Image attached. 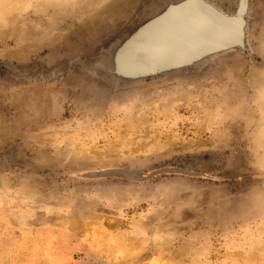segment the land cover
Instances as JSON below:
<instances>
[{"label": "rangeland", "instance_id": "1", "mask_svg": "<svg viewBox=\"0 0 264 264\" xmlns=\"http://www.w3.org/2000/svg\"><path fill=\"white\" fill-rule=\"evenodd\" d=\"M182 1L0 0V264H264V0H202L230 49L119 64Z\"/></svg>", "mask_w": 264, "mask_h": 264}, {"label": "bare ground", "instance_id": "2", "mask_svg": "<svg viewBox=\"0 0 264 264\" xmlns=\"http://www.w3.org/2000/svg\"><path fill=\"white\" fill-rule=\"evenodd\" d=\"M238 32L236 20L226 22L199 1L189 0L144 29L120 55L119 64L136 70L174 65L236 39L232 34Z\"/></svg>", "mask_w": 264, "mask_h": 264}, {"label": "water", "instance_id": "3", "mask_svg": "<svg viewBox=\"0 0 264 264\" xmlns=\"http://www.w3.org/2000/svg\"><path fill=\"white\" fill-rule=\"evenodd\" d=\"M189 0H184L182 1L181 3L177 4V5H174V6H171L169 7L163 14H161L159 17L155 18L153 21H151L146 27H144L142 30H140L132 39L131 41H129L125 46L124 48L122 49L121 51V54H123L126 49L129 47V45L131 44L132 41H134V39L139 36L141 34V32L146 29L148 26H151V25H154L157 21H159L160 19L164 18L170 11H172L173 9H176V8H179L180 6H184ZM196 1V0H195ZM199 1V3L203 6H205V8L211 10V12L218 18L222 19V20H225L226 22L227 21H233V20H236V22L239 23V28H240V32H238V38L237 39H241L242 37V31H241V25H242V21L240 20V18H236V19H233V18H230V17H225L224 15H222L221 13H219L218 11H215L216 9H214L213 7H211L210 5H208V3L202 1V0H197ZM229 18V19H227ZM237 39H232L231 41H228L222 45H219L218 47H215V48H209V49H206L205 51L202 52V54H199L197 56H194L193 58H190V60H186V61H183V62H180V63H177V64H174V65H166V66H159V67H154V68H150V69H146V70H136V69H126L128 70L130 73H133V74H137V75H143V74H150V73H156L158 71H164V70H167V69H172V68H178V67H181V66H184V65H187V64H190L192 63L193 61H196L202 57H204L205 55H208V54H212V53H217L219 51H223V50H226V49H230L232 48L234 45H236L237 43Z\"/></svg>", "mask_w": 264, "mask_h": 264}]
</instances>
